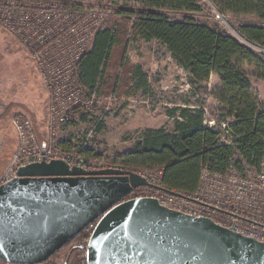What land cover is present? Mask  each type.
<instances>
[{
	"label": "trees",
	"instance_id": "16d2710c",
	"mask_svg": "<svg viewBox=\"0 0 264 264\" xmlns=\"http://www.w3.org/2000/svg\"><path fill=\"white\" fill-rule=\"evenodd\" d=\"M209 1L224 16H253L264 21V0ZM135 4L138 11L120 9L117 13L135 18L132 29L137 37L164 46L188 74L190 85L200 96L213 76L219 78L220 88L211 94L217 108L210 112V120L204 110L207 97L202 95L196 106L167 112L174 120L173 131L147 130L117 162L128 171L163 168L164 189L183 194L197 191L204 170L236 176L258 172L264 158V102L251 86L246 69L254 68L264 82V55L259 57L237 38L191 17L174 21L162 13H199L202 8L197 0H137ZM122 34L114 29L99 31L75 73L94 110H99L109 97L132 96L149 88L142 68L125 61L126 46L117 64L115 50L123 45ZM238 34L248 43L264 47V26L241 25ZM119 68L121 74L114 76L113 72ZM210 122L215 125L210 126ZM227 122L230 135H225L221 127ZM102 128L100 125L98 131ZM68 145L61 143L63 148ZM79 239L87 245L89 235L84 232Z\"/></svg>",
	"mask_w": 264,
	"mask_h": 264
},
{
	"label": "water",
	"instance_id": "95a60500",
	"mask_svg": "<svg viewBox=\"0 0 264 264\" xmlns=\"http://www.w3.org/2000/svg\"><path fill=\"white\" fill-rule=\"evenodd\" d=\"M146 187L176 195L134 171L85 172L63 160L19 168L0 186V262L45 264L96 224L79 248L87 264H264L263 242L157 199L127 200Z\"/></svg>",
	"mask_w": 264,
	"mask_h": 264
},
{
	"label": "built area",
	"instance_id": "2783aa9c",
	"mask_svg": "<svg viewBox=\"0 0 264 264\" xmlns=\"http://www.w3.org/2000/svg\"><path fill=\"white\" fill-rule=\"evenodd\" d=\"M81 10L75 12L63 0H0V26L29 52L50 96L46 127L42 131L27 116L18 115L13 120L19 148L1 176L0 186L15 179L19 168L43 161L63 160L85 172L128 171L120 162H109L98 155L97 145L90 140L93 132L81 143L65 141L69 144L67 148L59 141L61 129L74 123L78 111L91 106L75 73L101 30V20L99 14L86 16ZM214 125L215 122H210V126ZM221 127L225 135H230L228 122ZM134 172L151 185L164 188L163 168ZM175 194L146 187L135 190L127 200L157 199L165 208L210 218L222 227L264 243V158L253 176L218 175L204 170L196 192ZM95 225L85 231L89 239Z\"/></svg>",
	"mask_w": 264,
	"mask_h": 264
},
{
	"label": "rangeland",
	"instance_id": "374dc122",
	"mask_svg": "<svg viewBox=\"0 0 264 264\" xmlns=\"http://www.w3.org/2000/svg\"><path fill=\"white\" fill-rule=\"evenodd\" d=\"M63 1L70 3L75 12L78 8L82 9L81 11L86 16L90 13L99 14L101 30L114 29L123 33V45L115 50L117 64L120 63L121 55L126 46L125 61L130 66L142 68L148 77L149 88L147 91L139 90L132 96L124 95L121 98L112 96L104 99L99 110H94L91 103V106L87 110L78 111L75 114L74 123L61 129L59 135L61 143L65 141H74V143L79 141L81 143L89 139L88 137L93 132V137L90 140L92 141V145H97L98 155L109 162H117L123 155L134 148L147 130L165 128L169 132L173 131L174 120L168 117L167 112L178 107L196 106L201 102L202 95L207 97L204 108L207 110V116L210 120V112L217 108V103L211 94L219 90V78L213 76L210 82L205 85L206 91L201 92L202 95L200 96V93L197 94L190 85L188 74L178 66L164 46L157 41L145 42L137 37L132 29L135 18H129L117 13L120 9L138 11V6L135 4L137 0ZM127 1H131L130 4H126ZM197 1L202 8V11L199 13L185 11H162V13L174 21L191 17L197 22L218 29V31L230 33L259 57L264 55V47L252 45L238 34V28L241 25L264 26L263 20L253 16H224L225 20L223 21L219 16L221 13L209 0ZM221 16L223 17V15ZM92 44H90L89 50ZM16 47H18V52L14 53L12 48ZM25 58L30 63L28 66L34 71L32 77L26 73L27 71L23 70L27 62ZM36 69V64L29 52L14 36L0 27V77L8 79L9 84L16 90V92H12V89H7L8 96L10 97L8 100H11V97L14 96L18 103H23L27 108H32L31 104L34 99V102L38 103L41 109L45 110L47 106L42 95L39 71ZM121 71L120 68L116 69L113 75L115 76L117 73L121 74ZM246 71L249 75L251 86L259 93L260 100L264 102V82L258 78L254 68H247ZM30 81L33 83L32 86L34 85L36 88L34 92L39 94L36 95V99L33 93L28 90V82ZM123 90L125 92V89ZM7 91L5 90L6 93ZM4 96L6 97L7 95H3V98L0 96V111L6 105L7 100ZM25 106L22 107L21 105V112L17 114L31 118L37 129L42 131L46 127V115L38 116L36 113L33 116L34 113L25 109ZM10 110H12L11 106L8 112ZM17 114L14 116H17ZM83 117L86 120H83ZM3 122H0V126H3ZM100 125H103V128L99 132ZM18 148L19 140L10 158L5 156L6 153L0 150V172L2 171L0 178L8 168ZM245 175L249 177L253 176L254 173H246ZM78 241L74 245L87 247L80 239ZM67 253L68 249H65L54 260L48 261L45 264H64ZM84 261H86L85 250L76 253L69 264H87ZM0 264L2 263L0 262Z\"/></svg>",
	"mask_w": 264,
	"mask_h": 264
},
{
	"label": "crops",
	"instance_id": "0c3cea01",
	"mask_svg": "<svg viewBox=\"0 0 264 264\" xmlns=\"http://www.w3.org/2000/svg\"><path fill=\"white\" fill-rule=\"evenodd\" d=\"M15 39H17V38H15ZM17 41H18V39H17ZM12 49L14 50V53L18 52V47L12 48ZM25 64L26 65H24L25 67H24L23 70L27 71L26 73H28L29 76L31 75V77H32V73H34V71H33V69H31L30 66H28V65H30L28 60H27V62ZM36 70H38V69H36ZM39 76H40V74H39ZM5 81H7V82L5 83ZM32 84L33 83H31V81L28 82V87H29L28 90H29V92L33 93V95H34V97L36 99V95H39V94L34 92V91H36V88L34 87V85L32 86ZM40 86H41V89H42V92H43L42 95H43L44 100H45L44 102H45V104L47 106V108H45V110L41 109L40 105H38V103L34 102V99L32 101L33 103L31 102L32 103L31 104L32 108H30V107L27 108L23 103H18L16 98H14V96L11 97V100H8L10 97L8 96L9 94H8L7 89L8 88L12 89V92H14V91L16 92V90H14L12 85L9 84L8 79H4V78L0 77V96H1V98H3L2 97L3 95H7L6 97L4 96L6 98V100H7L6 101V105L4 107H2V111H0V122H3V120H5L3 122V126H0V150L5 152L6 153L5 156H7L8 158L11 157L12 153L14 152V150L16 149L17 144H18L17 134H16L15 129L13 127L12 120L14 119V117H16L14 115H16L18 112H21V108H20L21 105H22V107L25 106V109H27L28 111H32V113H34L33 116L36 115V113H37L38 116H43V115L45 116L46 115L45 121L47 120L48 108H49V103H50V96L44 90V88L42 86L41 77H40ZM5 90L7 91V93L5 92ZM29 92H27V93H29ZM26 104H28V103H26ZM10 106H11L12 110H10V112H8L9 109H10ZM43 112H44V114H43ZM18 115H21V114H17V116ZM44 129H45V127H44ZM1 174H2V171L0 172V175Z\"/></svg>",
	"mask_w": 264,
	"mask_h": 264
},
{
	"label": "flooded vegetation",
	"instance_id": "af4514ba",
	"mask_svg": "<svg viewBox=\"0 0 264 264\" xmlns=\"http://www.w3.org/2000/svg\"><path fill=\"white\" fill-rule=\"evenodd\" d=\"M80 237V236H79ZM79 237L76 239V240H74L71 244H69L66 248H64L63 250H65V249H68V253H67V256H66V258H65V262H64V264L66 263V261L68 260V257L70 256V254L72 253V255H71V257H70V261L72 260V258L74 257V255L76 254V253H78V252H81L82 250H79V248H81V247H83V246H80V245H74L75 243H77V242H79L78 240H79ZM74 245V246H73ZM62 250V251H63ZM61 251V252H62ZM60 254V252L56 255V256H58ZM55 256V257H56ZM55 257H53L51 260H54V258ZM50 260V261H51ZM70 261H69V263H70ZM68 263V264H69Z\"/></svg>",
	"mask_w": 264,
	"mask_h": 264
}]
</instances>
